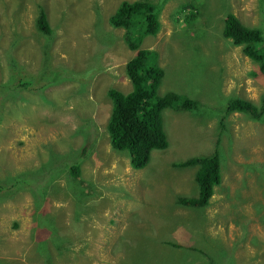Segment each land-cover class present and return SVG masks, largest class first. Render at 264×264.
Wrapping results in <instances>:
<instances>
[{
	"label": "rangeland",
	"instance_id": "rangeland-1",
	"mask_svg": "<svg viewBox=\"0 0 264 264\" xmlns=\"http://www.w3.org/2000/svg\"><path fill=\"white\" fill-rule=\"evenodd\" d=\"M120 1L0 0V264H264V113L217 108L264 101L257 64L221 35L227 12L264 30V0H150L159 28L141 47L163 70L159 93L200 109L165 107L168 145L138 170L106 127L107 89L131 90L135 50L108 21ZM214 149L208 204L177 203L198 186L195 166L173 163Z\"/></svg>",
	"mask_w": 264,
	"mask_h": 264
},
{
	"label": "trees",
	"instance_id": "trees-1",
	"mask_svg": "<svg viewBox=\"0 0 264 264\" xmlns=\"http://www.w3.org/2000/svg\"><path fill=\"white\" fill-rule=\"evenodd\" d=\"M161 3L150 0H122L109 16L112 26L123 28V39L135 53L125 63V71L131 83V90L122 92L116 88L107 89L111 109L107 119V133L111 146L118 151L126 152L130 166L134 169L144 168L150 161L153 150L167 147L168 140L162 126V111L165 107H180L194 113L200 104L175 91L159 93L160 79L163 70L156 62V53L141 47L144 36L155 34L159 28ZM264 17V11L262 12ZM46 14L40 7L38 28L45 35L51 32ZM221 35L234 45L241 46L242 52L257 64V71L252 75L264 76V30L259 26L243 24L232 12L224 15ZM37 81V80H36ZM223 114L229 111H240L260 118L264 113V101L260 106L252 101L234 95L228 98L225 107H217ZM217 108L212 110L217 111ZM82 155L86 148L79 150ZM65 159V158H62ZM79 160V159H78ZM176 167H196L194 181L198 186L197 195L179 196L177 203L189 207H203L208 204L214 187L221 181V159L214 149L173 163ZM72 178L80 175L79 163L73 162L66 167ZM6 187L0 183V192ZM176 247L182 245L167 241Z\"/></svg>",
	"mask_w": 264,
	"mask_h": 264
},
{
	"label": "clouds",
	"instance_id": "clouds-1",
	"mask_svg": "<svg viewBox=\"0 0 264 264\" xmlns=\"http://www.w3.org/2000/svg\"><path fill=\"white\" fill-rule=\"evenodd\" d=\"M146 36H148V35H146ZM129 157V156H128ZM130 164V163H129ZM138 170V169H137Z\"/></svg>",
	"mask_w": 264,
	"mask_h": 264
}]
</instances>
